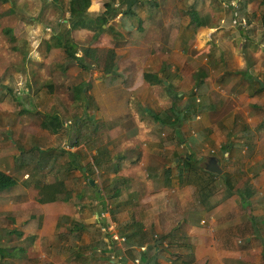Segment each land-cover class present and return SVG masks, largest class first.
Segmentation results:
<instances>
[{
  "label": "crops",
  "instance_id": "obj_1",
  "mask_svg": "<svg viewBox=\"0 0 264 264\" xmlns=\"http://www.w3.org/2000/svg\"><path fill=\"white\" fill-rule=\"evenodd\" d=\"M60 1L47 0L49 6L55 4V8L59 10L56 11L60 16L63 14L61 17L66 16V19L62 20L66 25L67 19L72 18L67 17L70 15V8L58 7ZM89 1L86 16L92 18H96L104 11L106 2H111L112 7L118 10L115 17L104 24L105 30L95 46L115 47L118 55L120 51L128 50V57L123 58L125 60L120 56L116 60L118 72H124L123 81L106 88H113L119 92L129 89L130 93L127 98L125 96L114 98L113 108H119L121 113H129L124 107L129 105L131 99L145 98L151 87L161 83L173 97L176 94L178 97L182 96L181 102L188 100L189 97H195L200 101L193 113L186 114L183 125L156 122V128L150 132L154 137L150 139L149 144H143L141 133L137 132L138 127L136 124L132 125L134 140H131L133 144L137 143L138 155L125 158L123 165L117 169V174L125 177L123 172L126 164L134 172L137 171L139 180L143 179L140 186L138 183H131L142 189L136 191L134 197L136 194L135 202L140 205L142 228L139 233L143 236L140 240L143 243L139 248L138 243L133 242L136 239L134 237L128 238L126 243V235L133 230L129 225L131 222L129 216L126 221L114 219L119 227L125 226L124 229L121 228L122 231L119 230L124 242L117 236L116 240L120 243L115 244L114 239L112 245L114 244L116 249L113 251L119 254L114 255L111 252L109 257H117L118 264H264V237L261 236L264 229L263 215L261 214L262 220L258 226L252 218L254 210L259 209L254 205L249 208L235 189L229 192L231 187L204 189L203 176L215 178L217 175L205 171V167L197 168L193 164L187 175L179 177L177 165L179 157L188 153L194 162L204 157L208 158L207 161L211 157H217L222 169L218 176L222 175L226 181L227 178L243 175L246 168L238 169V165L249 161L253 165L246 181L249 179L252 183L253 177L258 174L256 164L261 162L258 151L260 145L264 144V141L258 140L257 134L259 130L257 125L264 117V87L256 80L258 78L264 84V27L262 20L261 23L258 22V17L261 19V12L264 11V0H151L148 3L146 0H140L138 3L136 1L132 4L135 14L141 15L145 20V24H139L137 27L139 36H135L134 31L122 25L120 16L126 8L127 0ZM51 7L39 18L40 24L47 29L51 26L45 20L53 13H57ZM23 12L20 6L15 10V13L27 17L29 13L24 12V15ZM15 18L16 35L32 27V24L19 25L22 23L21 17ZM108 26L115 30L109 31ZM67 27L70 29V25ZM69 29L68 32H71ZM113 33H118L119 36L114 34L113 38ZM116 39L120 41L119 46L105 45ZM119 59L122 62L118 61ZM132 63L136 65V69L133 67L131 69ZM74 64L80 66L77 62ZM146 72L156 74L162 82H150L145 78ZM79 74L83 75L82 68L76 72L77 76ZM92 81L93 78L91 84ZM100 82L102 79L96 80L93 87H98ZM134 82L137 85L129 84ZM92 97L94 99V96ZM143 106L149 110L144 103ZM183 116L184 113L181 112L180 118L183 119ZM181 128L189 130L190 136L181 140L180 146L186 149L178 152L176 144L173 143L171 129ZM232 130L236 132L232 133ZM142 144L145 148L144 153L141 149ZM150 145L151 149L147 147ZM205 148L214 153H209V156L200 155L195 160L199 150ZM244 148L248 152H245ZM24 151L26 150L22 149L19 154L12 157V161H16L14 166L19 169L28 162L24 156L22 158ZM17 157L21 161L17 162ZM7 158L4 157L5 160ZM172 159L175 166L169 163ZM224 162L232 163L236 175H233L230 169H226ZM167 169H170V172H167ZM0 170L17 179L13 186L0 191L15 186L26 188L30 185V181L24 175L2 168ZM237 170L242 173H238ZM191 171L201 174L203 178L200 180L201 183L189 180ZM15 190L25 192L27 189ZM253 191L251 203L257 194L256 189ZM29 198L28 194H24L16 201H9L3 206L0 204V233L3 225L8 226V221H11L10 231L14 237L10 239L18 244L12 243L11 246L5 247V239L1 235L0 264H113L108 256L100 253L91 259L87 257L82 260L83 255L75 246L74 250L72 249L74 255L53 250L44 257L41 250H38L39 252L34 250L31 242L46 235L50 221L44 223L42 215H34ZM75 224L77 223L73 225ZM177 226L181 228L180 233L164 241L160 246L165 249L163 253L161 252L164 259L159 262L157 251L159 246H154L155 238L171 232ZM62 233L66 232H59L56 236L59 242L65 241L61 238ZM68 240L72 243L78 242L72 238H67L66 241ZM24 242L26 245L22 244ZM130 242H133L132 245H129ZM107 247H110V244ZM136 259L139 260L137 263Z\"/></svg>",
  "mask_w": 264,
  "mask_h": 264
},
{
  "label": "rangeland",
  "instance_id": "obj_2",
  "mask_svg": "<svg viewBox=\"0 0 264 264\" xmlns=\"http://www.w3.org/2000/svg\"><path fill=\"white\" fill-rule=\"evenodd\" d=\"M59 3L61 5L57 4L58 7L69 9V0H61ZM14 4L15 10L20 6L21 10L29 14L27 17H23L20 13L14 12V15L0 16V168L24 175L30 181V185L26 188L15 186L0 191V204L3 206L9 201H16L24 194L30 196L34 215H42L44 223L50 221L49 229L45 228L46 235L31 242L34 250L37 252L41 250L44 257L53 250L74 255L73 246L77 247L83 255L82 260L87 257L91 259L97 253L108 257L111 252L117 255L119 253L113 251L114 244L107 247L103 246L102 241L112 231L114 233L113 240H116L118 236L120 241L124 242L120 237L119 230L124 229L125 226L122 224L123 226L119 227L114 218L117 217L122 221L128 220V216L130 218L131 207L136 204V194L134 197V193L142 190L132 184L138 183L140 186L143 182L142 178L139 180L137 171L134 172L126 164L123 172L125 177L117 174V169L123 165L125 158L130 155L134 157L138 155L137 143L133 144L134 126L132 127V125L136 124L138 127L137 132L140 131L143 144H149L150 139L154 137V135H150V132H153L157 126L154 113L162 107L169 106L173 94L161 83L151 87L146 92L145 98L131 99L129 105L124 107L129 110V113H121L119 108H113L112 101L117 97L125 96L127 98L130 93L129 89L120 90V92L113 88L107 89L103 84V72L100 67L94 65L92 67L93 77L91 75L93 81L92 84H88L86 94L96 95L92 96L96 102L95 106L99 108L100 120H95L94 112L86 108L85 100L83 97L78 98L79 95L73 88L77 81L83 79L80 74L79 77L76 75L81 67L76 64L67 65L69 59L66 55V47H73L74 51L80 53L83 46L89 45L93 32L88 31L87 28H80V26L94 23L95 18L90 16H84L83 19L77 20L68 18L65 25L62 20L66 19V16L61 17L63 14L60 16L55 4L51 3V7L47 0H17L14 1ZM50 7L54 12L57 10L58 14L53 13L50 18L45 20L51 26L50 29H47L40 24L39 18ZM5 8H7V4L0 3V13ZM18 16L21 17L22 22L19 25L32 24V27L19 33L16 45L13 46L7 36L2 33V27L13 26L17 30V26L14 24L16 23L15 17ZM74 20L76 28H73ZM122 20L126 29L134 31L135 36L140 35L137 27L139 24H145L141 15L125 16ZM41 21L44 20L41 19ZM258 22L261 23L259 17ZM67 25H70V29ZM68 29L71 32H68ZM112 29L115 30V28ZM114 34L119 36L118 33H113V38H115ZM59 41L63 44L60 45L62 47L58 46ZM115 41L111 40L105 45L119 46L120 41L114 44ZM119 56L122 59L127 58L128 50L120 51ZM118 61L122 62L121 59ZM131 65V69L132 67L136 69L134 63ZM116 66L118 65L116 64ZM100 72H102L101 75ZM116 74L121 75L122 82L125 76L124 72H118L117 69ZM99 79H102V82L94 88L93 84ZM129 84L135 85L136 82ZM19 91L22 92L19 93ZM116 101L119 100L116 99ZM143 103L149 110L145 109ZM135 109L136 111H134ZM86 112L90 118L84 116ZM44 113L60 115L63 129L54 132L52 128L44 127V117L42 116ZM261 116L262 114L259 115V117ZM79 119L83 121L79 122ZM180 123L183 125L185 122L182 120ZM130 125L132 128H128ZM257 127V130L259 129L258 140L264 141V117L260 119ZM188 131L183 128L171 129L173 143L176 144L174 146L178 152L186 149L182 148L184 146H180V144L181 140L190 136ZM233 132L236 131L232 130ZM168 137L170 138V135ZM143 144L141 149L144 153ZM66 146L70 151L76 153L73 161H71L72 157L68 154L69 152L63 148ZM147 147L152 148L151 145ZM22 149L27 151L22 156L28 162L19 169L14 166L16 161H12V157L19 154ZM149 152L151 153V150ZM245 152L248 151L245 149ZM258 152L261 162L256 164L258 174L253 177L251 183L252 188L257 190L252 202L255 208L260 209L259 212L264 219L263 143ZM209 153L212 154L214 151H210L208 148L200 149L196 155L194 154L195 160L200 155L209 156ZM246 155L248 154L246 153ZM4 157H8L7 160ZM173 159L169 163L175 166ZM207 159V157L199 159L194 165L197 168H204ZM18 161L21 160L17 157ZM223 165L226 169H230L233 175H236L237 172H235L232 163L224 162ZM252 165L251 161L240 163L238 169L246 168V172L238 177L233 176L230 181H226L222 175H216L215 178L204 175V189L242 187ZM82 167L85 169L83 170ZM190 173L189 180L201 183L200 180L203 178L199 172L191 171ZM15 189L27 190L17 192ZM255 211L257 213V209ZM78 222L84 225L82 237L78 242L72 243L71 240L59 242L57 240L56 236L59 232L70 231L74 227L73 224ZM11 223L8 221V226L3 225L0 233V238L2 235L5 239V247L11 246L12 243L18 245L17 242L11 241L14 237L10 231ZM261 236L264 237V229H262ZM118 242L116 240L114 243L118 244ZM22 244L26 245L25 242Z\"/></svg>",
  "mask_w": 264,
  "mask_h": 264
},
{
  "label": "trees",
  "instance_id": "obj_3",
  "mask_svg": "<svg viewBox=\"0 0 264 264\" xmlns=\"http://www.w3.org/2000/svg\"><path fill=\"white\" fill-rule=\"evenodd\" d=\"M139 1L140 0H137L136 3H138ZM145 2L148 3V2H151V0H146ZM0 3L7 4V8L1 11L0 16H8L15 12V4L13 0H0ZM89 3H90L89 0H69V8H70L71 17L75 20L81 19V18L83 19L84 16H86V10H87ZM104 7H105L104 11L95 18L94 23H88V24L83 25V27L93 31L92 39L89 45L83 46L80 49V53H78L76 50L74 51L73 47H68V48L66 47V52H67L66 55H67V58L69 59V63H67V65H71L77 62L83 71V75H82L83 79L77 81L75 85L73 86V88L75 89L77 95H79L78 98L83 97V99L85 100L86 108L89 111L92 110V112H94L95 118H96L95 120H100L99 108L95 106L96 102L94 101L93 97L91 95L86 94V88L88 87V84L91 82V72H92L93 65L100 67L101 71L103 72L104 74L103 84L105 87L114 86L120 83L122 80L120 74L112 73L114 70V66L117 64L116 60L118 57V51L116 50V48L95 46L100 36L102 35L103 31L105 30L104 24H106L110 19H113L118 12V10L112 7L111 2L104 3ZM134 14H135V10L132 6L128 13H124L120 17L121 19H123L125 16H131ZM75 20L73 22V27L76 26ZM261 20H262L263 27H264V11L261 12ZM122 25L124 26L123 20H122ZM110 28L112 29V26H108V29ZM2 33L5 36H7V39L9 40L10 43H12L13 46L16 45L17 35L13 27L3 26ZM58 44L63 45L60 41L58 42ZM145 78L149 80L150 82H159V81L162 82L156 74H153L150 72L145 73ZM181 101H182V96L178 97L177 94L174 95V97H172V103L170 104L169 107L165 109H160L158 112L154 113V119L156 120V122L160 124L170 123L171 125H177L178 123L181 122V120L185 121L186 114L193 113L195 111V108L199 105V102H200L195 97H189L188 100L180 103ZM181 112L184 113L183 119L180 118ZM42 116L44 117V120H43L44 127L52 128L54 132H57L58 130L63 129V123H62L60 115L56 113H44V115ZM84 116L90 118L88 112H86ZM84 116L82 117V119L84 118ZM82 119H79L78 121L81 122L83 121ZM78 129H76V131H78ZM63 148L64 150L69 152L68 154L72 157L71 161H73L74 160L73 157L76 156V153L74 151H70L68 146L63 147ZM24 152H27V151H24ZM195 162L197 163V161ZM195 162L188 153H186L182 157L180 156L177 162V165L179 168L178 176L183 177L187 175L189 170L193 168V164ZM167 172H170V169H167ZM230 180H232V178H227V181H230ZM16 182H17V179L15 178V176L7 174L4 171L0 170V189L13 186ZM233 190L234 189L229 188V192ZM234 191H236L242 197L243 202H245L249 206V208H252L253 203H251V198L254 195V191H253V188H252V185L249 179L244 183L243 187H239L235 189ZM259 210H257V213L255 211L252 214L254 223L257 226H258V223L260 224L262 220V216ZM114 219H117V218L115 217ZM130 220L131 222L129 223V225L133 230L131 231L130 234L126 235L125 241L128 238L134 237L136 238L133 241L134 244L138 243L137 245L140 248L143 243L142 241L140 242L143 236L139 233L142 228L141 227L142 223L140 219V205L138 204L132 205ZM74 226L75 228L74 229L72 228L71 231L62 233L61 238L63 240H67V238L68 239L72 238L74 241L81 239L82 231L84 230V225L82 223H77ZM180 231H181V228L177 226L171 232L159 235V237L155 238L154 246L155 247L159 246V249L157 250L159 254V262L164 259L162 256V253L165 249V247L160 248V246L164 243V241H167L171 237H174L176 234H179ZM133 242H130L129 245H132ZM112 243H113V239L110 233L108 236H106L104 241H102V244L103 246H108L109 244L111 245ZM126 243L128 242L126 241ZM113 248L115 250V246H113Z\"/></svg>",
  "mask_w": 264,
  "mask_h": 264
},
{
  "label": "water",
  "instance_id": "obj_4",
  "mask_svg": "<svg viewBox=\"0 0 264 264\" xmlns=\"http://www.w3.org/2000/svg\"><path fill=\"white\" fill-rule=\"evenodd\" d=\"M137 0H127V4H126V8L122 11V14L124 13H128L131 9V6L134 2H136ZM117 72V66H114V70H113V74H116ZM256 80H258L261 83V86L264 87V84L262 83V81L258 78H256ZM205 171L211 173V174H221L222 173V169L220 167V161L217 157H211L206 165H205ZM92 183V181H90Z\"/></svg>",
  "mask_w": 264,
  "mask_h": 264
},
{
  "label": "built area",
  "instance_id": "obj_5",
  "mask_svg": "<svg viewBox=\"0 0 264 264\" xmlns=\"http://www.w3.org/2000/svg\"><path fill=\"white\" fill-rule=\"evenodd\" d=\"M112 235H114V233H112V231H111V237H113ZM110 260H111V262H112L113 264H118V262H117L118 258H117V257L111 256ZM138 261H139L138 259L135 260L136 263H137Z\"/></svg>",
  "mask_w": 264,
  "mask_h": 264
}]
</instances>
